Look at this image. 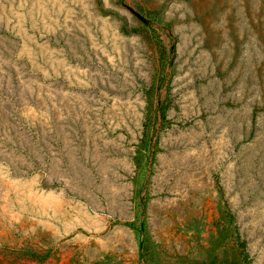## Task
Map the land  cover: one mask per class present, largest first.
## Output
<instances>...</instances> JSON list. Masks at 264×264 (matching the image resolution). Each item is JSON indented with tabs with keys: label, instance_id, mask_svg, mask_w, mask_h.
<instances>
[{
	"label": "rangeland",
	"instance_id": "rangeland-1",
	"mask_svg": "<svg viewBox=\"0 0 264 264\" xmlns=\"http://www.w3.org/2000/svg\"><path fill=\"white\" fill-rule=\"evenodd\" d=\"M0 264H264V0H0Z\"/></svg>",
	"mask_w": 264,
	"mask_h": 264
}]
</instances>
